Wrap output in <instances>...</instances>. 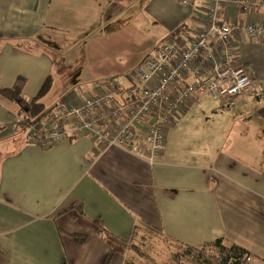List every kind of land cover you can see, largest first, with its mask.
<instances>
[{"label":"crops","instance_id":"1","mask_svg":"<svg viewBox=\"0 0 264 264\" xmlns=\"http://www.w3.org/2000/svg\"><path fill=\"white\" fill-rule=\"evenodd\" d=\"M123 1L0 0V87L23 77L22 95L31 100L52 76L58 101L68 93L98 91L115 75L68 89L50 50L60 36L90 34L115 21ZM209 1L149 0L145 13L159 30L154 52L170 36L191 41ZM255 3L225 10L222 19L264 24V0ZM236 46L241 65L263 90L237 102L192 100L153 160L126 147L99 149L87 137L42 148L19 126L18 106L0 97V264H105L109 246L97 225L120 238L136 228V244L144 232L165 246L201 247L223 238L246 249L253 264H264V36L244 34ZM141 61L118 79L127 81ZM49 95L42 101L48 109L57 103ZM73 234L87 240L79 244ZM126 257L149 264L146 252L139 257L131 251L116 254L110 264H123ZM171 258L153 264H175Z\"/></svg>","mask_w":264,"mask_h":264},{"label":"built area","instance_id":"2","mask_svg":"<svg viewBox=\"0 0 264 264\" xmlns=\"http://www.w3.org/2000/svg\"><path fill=\"white\" fill-rule=\"evenodd\" d=\"M191 1L180 0L184 5ZM250 6L258 4L210 0L203 26L191 41L167 37L131 70L127 81L109 78L94 93H68L29 125L28 138L46 148L87 137L99 149L119 146L141 157H159L167 130L192 100L237 102L263 90V83L254 81L241 65L236 42L244 34L264 36V24L222 19L225 10ZM244 264H253L252 257Z\"/></svg>","mask_w":264,"mask_h":264},{"label":"rangeland","instance_id":"3","mask_svg":"<svg viewBox=\"0 0 264 264\" xmlns=\"http://www.w3.org/2000/svg\"><path fill=\"white\" fill-rule=\"evenodd\" d=\"M148 2L149 0H124L120 14L112 23L92 30L90 34L59 37L57 45L50 51L56 56V73L63 77L65 87L77 91L85 86L89 88L95 76L106 73L115 75L113 78H121L118 75L125 76L130 65L137 60L141 61L146 54L152 55V43L159 30L150 14L145 13L144 7ZM49 92L46 99L56 101V97L60 95L58 89H51ZM142 234L146 238L138 239L137 245L146 252L145 262L153 264L157 260L163 263L172 257V252L177 251L179 258L181 254L183 264H202L194 254L186 252L182 247L173 244H167L166 247L161 238L149 239L146 232Z\"/></svg>","mask_w":264,"mask_h":264},{"label":"trees","instance_id":"4","mask_svg":"<svg viewBox=\"0 0 264 264\" xmlns=\"http://www.w3.org/2000/svg\"><path fill=\"white\" fill-rule=\"evenodd\" d=\"M28 42V41H26ZM113 78V77H112ZM26 80L23 77H18L15 84L10 88L0 87V97L15 103L18 106V112L16 113L18 123L22 124L23 129L27 130L36 119L40 118L46 112V106L42 102L43 98L51 90L53 80L52 76H48L42 84L37 95L31 100L26 99L22 95L23 86ZM82 212H80L81 214ZM143 228L153 233H160L159 230L143 225ZM97 233L108 244L109 252L105 257L104 263L110 264L113 257L116 254L125 255L131 251L136 256H145L144 250L140 248L135 242L136 228L131 232V237L120 238L105 228L97 225ZM72 238L75 242L81 244L87 240L84 234H73ZM182 247L186 252L194 254L202 264H244L246 258L250 256V253L243 247L230 243L223 238H218L214 241L207 242L201 247L184 246L183 244L176 245ZM210 250V251H207ZM171 256L175 261V264H183L181 261V254L177 251L172 252ZM123 264H139L136 260L130 257H126Z\"/></svg>","mask_w":264,"mask_h":264}]
</instances>
